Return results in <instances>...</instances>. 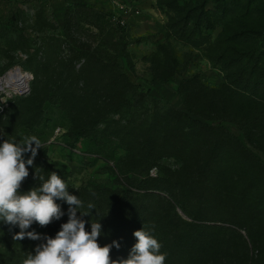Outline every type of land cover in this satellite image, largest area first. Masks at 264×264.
<instances>
[{
    "label": "trees",
    "instance_id": "1",
    "mask_svg": "<svg viewBox=\"0 0 264 264\" xmlns=\"http://www.w3.org/2000/svg\"><path fill=\"white\" fill-rule=\"evenodd\" d=\"M159 4L167 13L164 40L205 47L222 73L221 85L184 80L177 90L184 110L155 107L148 118L147 111L140 114L131 105L142 103L144 95L119 66V60L127 63L126 42L108 37L92 48L61 35L66 57L59 58V46L47 53L31 70L29 93L6 108L0 104V118H5L0 143L33 135L43 141L57 122L66 125L73 143L87 142V153L106 164L111 186L89 180L75 187L65 169H54L42 157L28 167L19 191L40 186L36 168L43 169L45 178L57 172L69 193L83 201L80 211L94 206L89 215L77 216L87 222L88 231L91 221L101 224L98 244L119 242V249H111L113 260L128 257L136 243L134 231L144 226L162 245L165 264H248L250 247L244 242L242 248H231L226 234L230 231L232 238L241 236L239 229L245 231L251 248L264 236V163L257 156L264 154V27L243 22L241 17L250 13L237 0ZM217 27L221 32L213 39ZM159 49L164 60L162 66L153 61V78L168 83L176 67L166 47ZM117 150L124 155L115 159ZM166 159L175 160L176 168L161 166ZM55 202L64 215L46 227L33 223L26 231L54 238L68 220L69 207L63 200ZM222 205L231 213L221 221L212 208ZM19 231L0 222V264H23L42 242L14 240Z\"/></svg>",
    "mask_w": 264,
    "mask_h": 264
},
{
    "label": "rangeland",
    "instance_id": "2",
    "mask_svg": "<svg viewBox=\"0 0 264 264\" xmlns=\"http://www.w3.org/2000/svg\"><path fill=\"white\" fill-rule=\"evenodd\" d=\"M159 1L0 0V78L16 68L21 70L25 79V84L19 92L0 91L1 108H6L15 97L25 96L16 94L23 92L27 84L30 90L33 80L31 70L47 53L57 51L59 46V58L66 57L67 43L61 35H69V39L90 45L92 48L98 46L101 39L108 37L126 42L127 63L119 60V66L144 95L142 103L132 101L131 105L140 114L147 111L148 118L153 114L152 109L155 107L184 110L181 97L177 94L178 86L184 80L194 78L208 87L221 85L222 73L212 64L205 47L194 49L164 40L163 25L167 20V13L161 8ZM237 4L241 9H248L250 13L241 17L243 22L250 25L258 22L264 27V0H237ZM117 5L136 8L139 13L129 15L122 23ZM220 32V27L215 28L212 38H216ZM160 46L166 47L172 65L176 67L177 75L168 83H159L153 78V61H159L162 66L164 60L159 52ZM82 64L83 61L78 62L77 67ZM4 120V117L0 118V122ZM67 134L66 125L55 123L43 135L42 149L38 151L35 160L45 157L54 169H65L75 187L89 180L111 186L113 178L105 170L104 161L87 153L86 141L73 143ZM3 136L0 125V139ZM123 155L122 150H117L115 159ZM28 156L30 153L25 154V159ZM257 156L264 163V154L257 153ZM161 166L176 168V163L173 159H166L162 161ZM155 172L154 169L151 171L152 174ZM212 212L218 216L216 219L221 218L222 221L231 213V209L222 205L212 208ZM215 224L221 225L217 222ZM222 226L230 227L226 223H222ZM238 232L241 236L233 234L231 238L230 231L226 234L231 248H242L245 242L251 250L248 264H264V236L259 237L258 244L251 248L247 233L241 229ZM223 264L236 263L225 261Z\"/></svg>",
    "mask_w": 264,
    "mask_h": 264
},
{
    "label": "clouds",
    "instance_id": "3",
    "mask_svg": "<svg viewBox=\"0 0 264 264\" xmlns=\"http://www.w3.org/2000/svg\"><path fill=\"white\" fill-rule=\"evenodd\" d=\"M40 149L41 141L34 135L20 142L4 139L0 143V222L19 227L14 240L27 237L42 241L35 247L34 254L28 253L23 264H165L166 253L160 251L162 245L144 226L134 231L136 243L128 257L113 260L110 252L113 246L120 248L119 242L114 240L103 247L98 244L101 224L91 221L88 231L87 222L77 216V212L81 217L89 215L94 206L89 203V211H80L83 201L69 193L67 183L55 171L45 178L41 174L43 169L36 168L34 179L40 181V186L22 194L19 190L29 175L28 167L34 166ZM27 153L30 156L25 159ZM58 199L69 206L68 220L61 224L55 237L26 231L33 223L46 227L59 220L64 213L55 202Z\"/></svg>",
    "mask_w": 264,
    "mask_h": 264
},
{
    "label": "bare ground",
    "instance_id": "4",
    "mask_svg": "<svg viewBox=\"0 0 264 264\" xmlns=\"http://www.w3.org/2000/svg\"><path fill=\"white\" fill-rule=\"evenodd\" d=\"M24 84L25 79L21 70L15 68L8 71L0 78V91L10 90L13 92H19Z\"/></svg>",
    "mask_w": 264,
    "mask_h": 264
},
{
    "label": "built area",
    "instance_id": "5",
    "mask_svg": "<svg viewBox=\"0 0 264 264\" xmlns=\"http://www.w3.org/2000/svg\"><path fill=\"white\" fill-rule=\"evenodd\" d=\"M117 6H118L119 11L121 12L120 17L122 18V23H124L123 19H125L129 15H131V14L138 15V13H139L136 10V8H133V7H126V6H122V5L121 6L117 5Z\"/></svg>",
    "mask_w": 264,
    "mask_h": 264
},
{
    "label": "water",
    "instance_id": "6",
    "mask_svg": "<svg viewBox=\"0 0 264 264\" xmlns=\"http://www.w3.org/2000/svg\"><path fill=\"white\" fill-rule=\"evenodd\" d=\"M28 92H29V88H28V84H27L25 90L23 92H21L20 94H16V95L23 96V95H26Z\"/></svg>",
    "mask_w": 264,
    "mask_h": 264
}]
</instances>
